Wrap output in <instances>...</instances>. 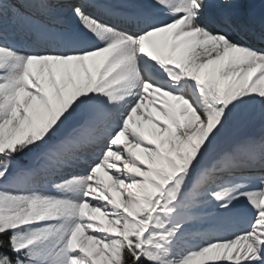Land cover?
<instances>
[{"label":"snow or ice","instance_id":"1","mask_svg":"<svg viewBox=\"0 0 264 264\" xmlns=\"http://www.w3.org/2000/svg\"><path fill=\"white\" fill-rule=\"evenodd\" d=\"M0 264H264V0H0Z\"/></svg>","mask_w":264,"mask_h":264}]
</instances>
